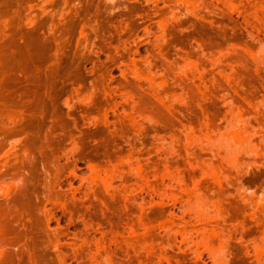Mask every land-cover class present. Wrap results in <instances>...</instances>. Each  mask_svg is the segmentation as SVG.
Here are the masks:
<instances>
[{
  "label": "rangeland",
  "instance_id": "rangeland-1",
  "mask_svg": "<svg viewBox=\"0 0 264 264\" xmlns=\"http://www.w3.org/2000/svg\"><path fill=\"white\" fill-rule=\"evenodd\" d=\"M0 264H264V0H0Z\"/></svg>",
  "mask_w": 264,
  "mask_h": 264
},
{
  "label": "bare ground",
  "instance_id": "bare-ground-1",
  "mask_svg": "<svg viewBox=\"0 0 264 264\" xmlns=\"http://www.w3.org/2000/svg\"><path fill=\"white\" fill-rule=\"evenodd\" d=\"M111 1V0H110Z\"/></svg>",
  "mask_w": 264,
  "mask_h": 264
}]
</instances>
